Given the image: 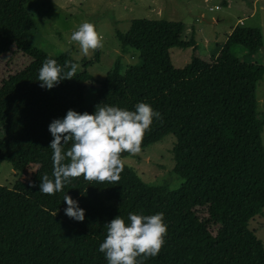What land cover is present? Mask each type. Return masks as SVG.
Masks as SVG:
<instances>
[{
    "label": "trees",
    "instance_id": "obj_1",
    "mask_svg": "<svg viewBox=\"0 0 264 264\" xmlns=\"http://www.w3.org/2000/svg\"><path fill=\"white\" fill-rule=\"evenodd\" d=\"M34 6V0H0V57L22 52L31 58L0 81V164L9 161L22 176L11 187L0 184V264H107L99 251L105 223L117 215L126 219L130 212H163L167 224L158 255L138 257L140 264H264V242L249 228L264 214V113L257 99L264 65L244 60L236 49L259 52L261 28L236 25L220 52L205 59L197 53L194 35L183 39V21L136 18L117 35L122 52L137 55L140 65L123 72L117 59L103 80L84 65L73 78L47 89L36 80L46 58L79 63L74 47L54 54L30 41ZM174 47L193 49L184 67L174 65ZM100 53L98 48L96 61ZM140 101L161 113L145 131L140 151L167 134L176 136L175 171L185 179L178 190L145 182L123 162L118 181L80 175L60 192L39 191L40 177L52 174L48 125L54 118L70 108L134 109ZM135 154L120 156L123 161ZM28 170L31 175L24 178ZM67 193L85 209L84 220L65 214Z\"/></svg>",
    "mask_w": 264,
    "mask_h": 264
},
{
    "label": "rangeland",
    "instance_id": "obj_2",
    "mask_svg": "<svg viewBox=\"0 0 264 264\" xmlns=\"http://www.w3.org/2000/svg\"><path fill=\"white\" fill-rule=\"evenodd\" d=\"M224 0H34V17L36 27L28 37L32 43L44 50L60 54L74 47V58L78 61L79 70L84 65L98 80H103L109 71L115 67L117 59L122 62V71L133 65H140L137 55L122 52L117 31L126 33L136 18L167 19L183 21L185 31L183 39H190L193 35L199 43L203 57L205 48L211 52L222 47L235 21L242 17L244 24L261 28L264 41V0H229L230 7L223 5ZM219 6L220 9H209L210 6ZM258 8V10H257ZM243 13L249 17H244ZM93 22L101 35L100 46L89 49L85 55L79 50L78 42L69 39L72 31L83 21ZM100 49V59L96 61L97 49ZM244 56V60L264 65V46L253 55H246L242 46L236 47ZM184 48L174 47L170 50L173 63L176 67H184L188 60H179L178 52ZM31 62V58L22 52L7 53L0 57V81L16 73ZM88 63V64H87ZM95 90L88 91V99L92 101ZM258 110L264 113V78L257 88ZM4 136L0 132V138ZM264 142V131L262 134ZM177 138L170 133L157 143L151 144L133 156L123 158V162L132 167L145 182L170 190H178L185 182L175 171L176 162L173 148ZM34 167V165L32 166ZM32 170L24 174V178L31 175ZM9 161L0 164V184L13 186L21 179ZM249 228L255 231L264 242V214L255 216L249 222Z\"/></svg>",
    "mask_w": 264,
    "mask_h": 264
},
{
    "label": "clouds",
    "instance_id": "obj_3",
    "mask_svg": "<svg viewBox=\"0 0 264 264\" xmlns=\"http://www.w3.org/2000/svg\"><path fill=\"white\" fill-rule=\"evenodd\" d=\"M69 39L78 42L79 50L100 46L101 35L90 21L81 22ZM78 65L66 60L63 65L55 58H46L38 70L41 87L53 88L64 79L75 76ZM158 109L145 101L137 102L134 109L116 105H97L94 112L68 109L63 117L54 118L48 125L53 136L50 141L53 169L40 177L39 191L45 194L60 192L72 177L83 175L85 180L115 182L120 179L124 163L122 152L137 153L146 130L154 118H160ZM71 142L70 147L65 148ZM67 159V163L64 161ZM63 201L65 214L75 220L85 219V209L68 193ZM106 236L99 244L107 264H140L141 259L158 255L167 232L164 213H128L106 222ZM143 254V255H142Z\"/></svg>",
    "mask_w": 264,
    "mask_h": 264
},
{
    "label": "crops",
    "instance_id": "obj_4",
    "mask_svg": "<svg viewBox=\"0 0 264 264\" xmlns=\"http://www.w3.org/2000/svg\"><path fill=\"white\" fill-rule=\"evenodd\" d=\"M254 4H257V0H255L254 1ZM223 5H225V6H227V7H230L231 6V3H230V1L229 0H224L223 1ZM216 6V5H215ZM220 6V5H219ZM211 7V6H210ZM210 7H209V9H210ZM257 10H258V8H257ZM244 20H246L245 18L243 19L242 17H239L236 21H235V23H234V25H233V27L230 29V32L228 33V35L232 32V30L234 29V27L236 26V25H238V24H244ZM245 25V24H244ZM228 35H227V37H228ZM227 37H226V39H227ZM196 43H197V48H198V54L200 55V56H202V54H201V51H200V48H199V43H198V41L196 40ZM222 48V47H221ZM221 48L220 47H218V49H216V50H214V52H211L210 50H208V49H210V47H206L205 48V56H209L210 58L209 59H212L213 57H215L219 52H220V50H221ZM172 49V48H171ZM188 49H191L192 50V52H193V49L192 48H186V49H184V50H181L180 52H178L177 54H178V59L179 60H183V62L185 61V60H188L189 58H188V53L186 52V51H190V50H188ZM191 57H192V53H191ZM191 57H190V60H191ZM203 57V56H202ZM188 58V59H187ZM203 58H205V59H208V57H203ZM190 62V61H189ZM188 62V63H189Z\"/></svg>",
    "mask_w": 264,
    "mask_h": 264
},
{
    "label": "built area",
    "instance_id": "obj_5",
    "mask_svg": "<svg viewBox=\"0 0 264 264\" xmlns=\"http://www.w3.org/2000/svg\"><path fill=\"white\" fill-rule=\"evenodd\" d=\"M211 10H214V9H220V6H211L210 7ZM244 17H249L247 14L243 13Z\"/></svg>",
    "mask_w": 264,
    "mask_h": 264
}]
</instances>
